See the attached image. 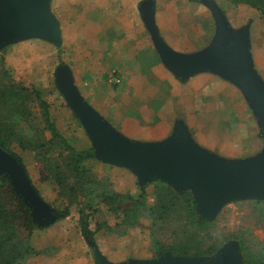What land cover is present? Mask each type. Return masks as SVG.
<instances>
[{
    "label": "crops",
    "instance_id": "1",
    "mask_svg": "<svg viewBox=\"0 0 264 264\" xmlns=\"http://www.w3.org/2000/svg\"><path fill=\"white\" fill-rule=\"evenodd\" d=\"M145 1L52 0L51 12L60 25L61 46L41 39L29 41L40 40L51 47H62L69 56L63 65L72 71L83 98L126 138L161 142L172 135L178 121H183L194 141L211 153L234 160L256 156L261 144L258 142L257 148L251 141L259 138V124L243 93L234 84L214 74L202 73L183 81L168 70L142 18L140 5ZM154 1L159 34L174 51L196 54L211 45L217 27L203 0H199V8L192 6L196 0H182L180 3L187 4L185 9L178 6V0H171L174 9H163L165 2ZM226 1L214 2L231 23L233 20L226 11L237 7ZM101 165L108 164L102 162ZM116 168L108 171L118 177L129 176L125 172L128 170ZM29 176L36 184L37 180L30 173ZM36 179L41 184L40 176ZM112 182L116 187L113 177ZM43 184L47 189L51 183ZM119 188L115 189L119 191ZM37 189L54 208V199L47 195L50 191L45 193ZM73 216L76 214L72 210L71 217L54 224L63 227V231L59 229L65 239L61 236L54 239L49 255L35 256L27 264H53L44 256L60 254L66 257L61 264H91L81 231L77 232L71 222ZM38 239L36 237L35 245L33 235L32 244L36 251L49 250L43 249L46 246H40ZM63 240H70L69 244L73 246L78 242L77 249L64 248ZM40 256L43 260L38 259Z\"/></svg>",
    "mask_w": 264,
    "mask_h": 264
},
{
    "label": "water",
    "instance_id": "2",
    "mask_svg": "<svg viewBox=\"0 0 264 264\" xmlns=\"http://www.w3.org/2000/svg\"><path fill=\"white\" fill-rule=\"evenodd\" d=\"M52 0H0V52L14 44L41 39L60 47L61 29L51 12ZM216 22L211 45L196 54L174 51L160 36L156 21V3L147 0L140 12L163 64L183 81L210 73L234 84L252 109L264 137V80L252 58L251 23L234 30L218 4L203 0ZM56 86L85 128L97 159L105 164L135 173L139 182L164 181L178 192L193 191L198 211L214 219L233 202L264 200V151L246 159H227L200 147L183 121L172 135L161 142H140L126 138L106 121L79 92L72 71L58 67ZM0 174H4L16 192L31 207L39 228L50 227L59 213L34 187L28 172L7 150L0 147ZM93 249L95 264H243L238 243L230 242L212 258L175 257L110 262L97 244L85 239Z\"/></svg>",
    "mask_w": 264,
    "mask_h": 264
},
{
    "label": "trees",
    "instance_id": "3",
    "mask_svg": "<svg viewBox=\"0 0 264 264\" xmlns=\"http://www.w3.org/2000/svg\"><path fill=\"white\" fill-rule=\"evenodd\" d=\"M227 2L255 9L264 18V0ZM0 64V147L10 152L28 174V165L17 151L32 154L40 181L55 185V203L64 205L62 210L54 207L59 220L71 217L76 208L84 239L97 244L99 232L122 230L126 234L129 229L141 227L142 221L147 219L152 223L154 259L167 255L212 258L226 243L237 241L243 264H264V242L254 234L255 226L245 232L222 235L216 231L219 215L214 219L201 215L191 190L178 192L159 180L138 184L140 193L137 196L117 191L108 177L100 176L102 162L97 159L93 145L77 149L61 131L59 113L46 93L32 84L15 80L2 60ZM66 106L82 125L68 103ZM150 186H153V203L149 202ZM250 203L253 212L260 214L257 227H264V200H251ZM104 211L118 222L111 226L106 221H98L93 229L92 220H99ZM163 228H171L172 243L158 240ZM38 229L31 207L10 180L0 174V264H27L31 257L41 255L32 244Z\"/></svg>",
    "mask_w": 264,
    "mask_h": 264
},
{
    "label": "rangeland",
    "instance_id": "4",
    "mask_svg": "<svg viewBox=\"0 0 264 264\" xmlns=\"http://www.w3.org/2000/svg\"><path fill=\"white\" fill-rule=\"evenodd\" d=\"M166 4H163L165 8H173V4L171 0H161ZM182 0H178V6L183 9L187 4L180 3ZM216 1V0H214ZM223 2V0H217ZM227 2V1H226ZM192 6L199 8V0L193 1ZM184 4V6H182ZM174 9V8H173ZM185 9V8H184ZM226 11L227 15L230 14V17L233 21L234 30H239L249 22L252 23V27L250 29V36L252 42V54L253 61L255 67H257L260 74L264 77V18L261 14L250 7L238 6L237 8H229ZM225 13V12H224ZM211 14V13H210ZM237 25V26H236ZM53 47L47 45L43 41H24L22 43L14 44L3 49L0 52V60L2 63H5L6 69L9 71L10 75L15 78L17 81H23L29 84L36 86L39 89H42L46 95L48 100L56 107L57 113H59V124L61 131L71 139L73 145L77 149H85L90 147L92 144L91 139H89L88 134L85 128L82 125H79L75 117L73 116L72 111L66 106L65 99L60 95L59 91L56 88L55 82V74L59 66L65 64L68 61L69 56L66 54L65 50L61 48H57L54 45ZM2 64H0L1 66ZM257 120V119H256ZM258 122V121H257ZM260 133L259 138L252 140V144L257 146L258 142L261 144V148H259L258 154L264 151V137L262 136L261 127L259 125ZM17 150V149H16ZM24 159L28 165L29 173L33 176L35 180H37L35 185L39 188L41 192H48L47 195L51 196V199H54L52 202L55 208L62 210L63 204H56L55 200L57 197L56 186L48 184L46 186L41 182H38L39 173L35 167V162L33 161V156L30 153L17 151ZM99 166L100 176L108 177L112 182V177L115 180L116 187L119 186V191L121 192H129L135 196L139 195V186L141 184L139 182L138 176L131 172L125 171L129 173L127 177H118L114 176L111 171H108L110 168H116V166L105 165L108 167ZM110 167V168H109ZM117 169V168H116ZM112 170V169H111ZM119 170V169H118ZM123 170V169H122ZM120 170V171H122ZM127 170V169H126ZM123 172V171H122ZM46 183V182H45ZM113 187H115L112 182ZM149 191V202L153 203V186L148 187ZM46 200V199H45ZM47 201V200H46ZM243 204L240 202H233L227 204L224 209L220 212L219 217L216 223V231H219L222 235L227 234H235L238 232H245L249 228H253L254 226V234L260 239V241L264 242V227H257L258 217L260 214L253 212L252 204L250 203ZM243 202V201H242ZM76 216H73V222L75 227L77 228V232L80 231L78 220V212L75 208L73 211ZM255 214V217H254ZM99 220L94 218L92 220V228L96 229V223L99 221L108 222L111 226H115L118 222L117 219L111 217L107 212L104 211L102 215H100ZM151 221L143 220L142 226L134 229H129L126 234L122 233V230L113 233H107L105 230L99 232L96 235V243L98 244L99 250L102 249L104 253L108 256H105L110 262L113 263H123L130 262L133 260H150L154 259V243L151 236ZM62 226L53 225L51 227L39 228L34 236V244H37L36 237L40 246H46L44 248H49V250L42 252L41 255H49L52 251L51 242L54 239H59V236L63 238L60 233V229ZM64 229H62L63 231ZM121 233V234H120ZM158 240L162 242L172 243V231L171 228H163L158 235ZM82 243L85 245L87 249V254H89L88 258L91 264H95V257L93 253V249L87 245L83 236H81ZM59 241V240H58ZM238 243L237 241H230ZM228 242V243H230ZM33 243V241H32ZM68 242L62 241V246L64 248H72L77 249V246H73ZM81 243V242H80ZM226 243V244H228ZM35 244V245H36ZM225 244V245H226ZM224 246V245H223ZM101 251V250H100ZM102 253V252H101ZM103 254V253H102ZM39 256V255H37ZM47 257L50 262L61 264L64 260L66 261V257H63L61 254L56 256H44ZM31 257L28 261H30ZM110 258L112 260H110ZM38 259L43 260V256L38 257ZM47 261V262H49ZM31 264V262L29 263Z\"/></svg>",
    "mask_w": 264,
    "mask_h": 264
}]
</instances>
